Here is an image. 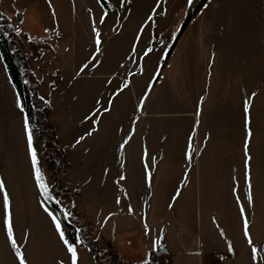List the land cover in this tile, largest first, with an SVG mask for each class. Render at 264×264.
<instances>
[{"label": "rangeland", "instance_id": "374dc122", "mask_svg": "<svg viewBox=\"0 0 264 264\" xmlns=\"http://www.w3.org/2000/svg\"><path fill=\"white\" fill-rule=\"evenodd\" d=\"M75 2L82 4L80 10ZM105 2L109 15L103 24L98 25L103 32V50L110 52L113 48L127 54L138 26L155 7V0H125L123 7L120 0ZM33 3V0H0V12L8 15L10 25L11 19H16L17 28L20 24L29 27L39 20ZM43 3L51 8L49 4L54 2L44 0ZM56 3L60 10L65 11V37L69 34L73 40L74 36L88 34L91 28L87 18L98 21L100 7L96 0H59ZM109 3L112 8H107ZM88 9L92 12L89 13ZM18 12L20 19H17ZM154 22V28H145L137 49L139 52L148 46L152 48L143 65L152 85L148 111L165 118L156 126L160 131L163 127L166 132L167 162L184 168L187 164L192 166L181 171V180L187 173V183L182 185L180 201L172 204L171 208L169 204L160 205L167 206L161 244L167 252H157L154 256H162L160 264H196L194 256L181 251L190 253L198 241L201 256L197 264H252L242 237V218L235 203L236 196L243 203L248 191L243 177L242 108L244 99L250 98L253 135L249 154L253 202L246 205V216L253 242L260 249L258 264H264V0H193L191 5L187 0H162ZM11 29L23 57L21 71L25 74L24 82L29 83V76H35L21 52L22 42H27L29 57L33 60L46 54L47 62L51 63L55 60V51L45 42L52 53L43 52L39 57H33L28 35L17 33L12 25ZM27 29L25 31L29 35H37L31 27ZM35 80L39 97V81ZM253 92L255 97L251 96ZM16 95L0 68V179L4 180L9 194L15 238L29 264H55L61 252L50 219L40 207L43 198L36 186L27 153L24 113L22 115L15 105ZM42 103L50 110L46 121L54 131L60 152L55 172L47 167L44 160L49 155L48 149L35 124H30L39 167L50 192L61 204L45 202L50 208V203H53L57 208L62 206L72 212L70 225L74 231L66 228L69 237L74 241L75 229H80L82 240L89 239L101 256L97 264H141L145 258L140 253L137 255L125 250L118 254L97 228V205L80 195L72 183L73 170H69L67 151L58 146L57 133L50 121L51 108ZM198 105L199 116L196 114ZM53 109L56 118L61 120L62 106L56 103ZM190 136L193 137V155L189 161L185 152ZM233 187L237 188L236 193ZM196 192L197 199L194 197ZM74 218L81 222L76 223ZM166 229L171 230L169 236ZM220 229L225 232L224 237L219 235ZM228 242L232 243L234 253L227 251ZM0 264H16L3 229L2 194Z\"/></svg>", "mask_w": 264, "mask_h": 264}, {"label": "crops", "instance_id": "0c3cea01", "mask_svg": "<svg viewBox=\"0 0 264 264\" xmlns=\"http://www.w3.org/2000/svg\"><path fill=\"white\" fill-rule=\"evenodd\" d=\"M33 1L32 7L39 20H36L32 26L24 27L23 24H20L17 28V20L11 19V25L15 31L19 29V33H26L30 39L43 40L55 51V60L48 63L46 54H42L39 59H30L29 47L25 40L20 45L21 52L27 58L30 72L39 81V97H43L41 100L51 108L50 121L57 133L58 146L67 151L69 170H73L70 179L80 195L97 205L96 214L98 216L95 219V224L118 254L121 255L123 251L127 250L132 251L133 254L140 253L143 258L148 259L150 255H156L162 246L161 230L166 219L167 206L160 205L161 203L167 205L180 201L183 189L180 184L181 171L189 170L192 166L187 164L184 168L182 165L167 162L166 132L163 127L160 131L159 126H156L165 118L163 115L150 114L148 111L150 90L147 85L150 84V77L148 74L145 75L144 66L142 74L129 78L128 88L114 99L111 112L102 116L98 130L92 136L85 137L83 141L76 144V139L89 130V123L84 121L83 117L93 107L95 100L99 98L103 103L109 93L115 90L125 78L126 71L139 72V69L131 61L125 60L126 54L123 52H118L113 48L110 52L109 50L104 51L103 32L100 30L102 38L101 64L96 68L89 66L79 77H75L79 66L86 62V58L93 51L91 29L88 34L86 32L78 33L79 35L74 36L73 40L69 38V34L65 37V11L58 7L56 2L59 3V0H51L54 2L51 4V8L45 6L44 0ZM78 4L75 6H78L80 10L82 4ZM87 22L88 27L91 28V19L87 18ZM98 25L99 20L97 27H99ZM30 27L31 30L34 29L37 32V35H29L26 32ZM122 62L126 65L125 69L120 70L119 74L112 78V73L117 71ZM45 63L46 65H44ZM0 68L15 95L16 92L7 76L2 59H0ZM54 75L57 78L56 81ZM109 79L112 81L110 84L106 83ZM146 91L149 95L143 109L134 112L138 99ZM56 103L63 108L61 120H58L53 113ZM136 117L139 119L134 125L135 131L121 155L118 145L133 127L130 121ZM118 129L122 130L118 131ZM25 139L24 141H26ZM145 146L148 152L147 162L152 174L150 194L144 182L141 161L142 149ZM152 157H155L154 165ZM122 163L123 169H121ZM105 168L108 169L106 174ZM121 170L126 176L121 184L127 192V198L118 191L114 184ZM174 172H180V174L176 175ZM177 188L180 189L181 194L173 201L171 197L175 195ZM197 194L196 192L194 195L195 199H197ZM118 195L121 196L119 206L115 204V197ZM129 204L133 209L131 215L127 210ZM109 212L113 215L108 216ZM142 212H146L148 227L151 229L147 235L140 218ZM106 216L107 220L104 219ZM51 228L61 252L55 260V264H57V261L65 258L66 253L58 241L53 226ZM166 230L169 236L171 230ZM153 240L159 241L155 248H153ZM197 244L198 241L190 253H187V250L181 251L185 255L194 256L196 264L199 255L201 256V253L198 252L201 250ZM77 251L79 264H97L84 244L77 245Z\"/></svg>", "mask_w": 264, "mask_h": 264}, {"label": "snow or ice", "instance_id": "6c2138e0", "mask_svg": "<svg viewBox=\"0 0 264 264\" xmlns=\"http://www.w3.org/2000/svg\"><path fill=\"white\" fill-rule=\"evenodd\" d=\"M130 2V0H128ZM193 0H187V3L191 5ZM96 3L100 7V14L98 17L99 23L103 24L108 17L109 13L105 7V5L101 2V0H96ZM125 3V0H120V6L123 7ZM162 0H155V7L151 9V14L147 15L146 18L143 20V22L138 26L137 31L133 37V42L130 45V50L125 56L126 61H131L134 63L137 68L139 69V72H133L131 70L126 71L125 78L122 80V82L115 88V90L111 91L108 95V97L104 100V102H101V99H96L94 102L93 107L89 110L87 114L84 115L83 120L87 121L89 123V130H86L82 135L76 139V144L80 143L85 139V137L92 136L99 127V124L101 123V118L104 114H108L111 112L113 101L115 98H118V96L124 91V89L128 88L130 80V77H133L135 75H139L143 73V60L144 58L152 51L151 46H148L144 49H141L138 52V45L141 40L142 33L145 31L146 27L154 28L155 22H154V15L157 14L158 8L161 7ZM49 7H51V4H49ZM112 4H107V8H112ZM89 13L92 12L91 9L87 10ZM130 11V10H129ZM55 16V13L53 12V17ZM117 18V22H118ZM11 27V25H9ZM17 33H19V29H16ZM45 31H48V29H45ZM119 31V29H117ZM91 34H92V46L93 51L90 52L89 56L86 58V62L82 63L79 66V70L75 73V77H79L89 66L92 68H96L101 64L100 56L102 55V38H101V31L97 27V20L96 18L91 19ZM163 43V41H161ZM2 59V57H0ZM126 65L125 63H120L118 66L117 71H114L112 73V78H115L120 70L125 69ZM74 77V78H75ZM111 79L107 80L106 83H111ZM27 83V81H25ZM152 87L151 84L147 85V88L150 90ZM149 93L146 91L142 94V96L138 99L137 104L135 105V111H141L143 109L144 103L146 98L148 97ZM256 93H251L252 97H255ZM43 100V97H41ZM203 98L201 97V102ZM47 102V101H46ZM15 105L20 110V112L24 113V107L21 102V99L19 95H16L15 98ZM250 106H251V99L245 98L243 101V129H244V139H243V168H244V182L248 189L246 193V199L242 203L239 196L235 197V203L238 207V213L239 216L242 218V237L245 240L246 244L248 245L249 253H250V261L252 264H258V253L260 249L257 247L256 244H254L251 233H250V226L249 221L246 216V205H251L253 202L252 192H251V177H250V161L251 156L249 154V143L252 138V129H251V120H250ZM197 116H199V105L197 106ZM139 119V117H136V119L131 120L130 123L133 126L129 132L122 138V142L119 143L118 147L121 150V155H123V149L128 144L129 140L132 137L133 132L135 131L134 125L136 124V121ZM196 123L198 124L199 121L197 120ZM23 129L26 134L27 138V153L30 157L31 161V168L34 173L35 177V183L36 186L40 190V194L42 196V201L40 203V207L43 210V212L47 215V217L50 219L51 225L53 226L54 232L58 237V241L62 245V248L64 249L66 256L65 258L60 259L57 261V264H79V257H78V251H77V245L83 244V240L80 235V229H75V237L74 241L69 239V234L66 230V228L62 224L63 221H67L69 225L71 224L70 217L72 216V212L68 211L64 207L56 208H50L48 204L45 201H51L57 205H60L61 202L52 195V193L49 190V185L45 181L44 173L42 172L41 168L39 167V161H38V155L37 150L34 146V138H33V132L31 129V126L29 124V119L27 115H23ZM122 129H118V131H121ZM207 136L204 137L205 140H207ZM193 137H189V143H188V150L185 152L186 158L190 161L193 155L192 151V141ZM75 146V145H73ZM198 154V153H197ZM148 160V152L146 146L142 149L141 153V161L143 163V178L146 185V188L151 190V178L152 174L150 171V165L147 162ZM152 163L155 164V157H152ZM121 169H123V163L121 164ZM105 174L108 172V169H104ZM126 179V176L124 172L121 170L118 173V178L114 181L115 186L117 187L118 191L121 192L125 198H127V192L125 191L123 185L121 184L122 181ZM187 183V173L184 174V179L180 181L181 185H184ZM237 188L233 187V192L236 193ZM0 194H2L3 199V229L6 233V239L7 242L10 244V249L14 253V259L16 264H29L28 259L25 255V252L22 250L20 244L15 238L14 235V224L12 220V214H11V206H10V198L9 194L6 191V185L3 179H0ZM181 194L180 189L177 188L175 190V195L171 197L173 201H175L179 195ZM121 203V196L115 197V204L119 206ZM74 207V205H73ZM169 208L172 207V204L168 205ZM128 213L131 215L133 212L132 206L129 204L127 206ZM57 211L60 213V215H57ZM113 213L109 212L108 216H112ZM141 220L143 221V227L145 230V234L147 235L150 233L151 229L148 227L147 223V214L146 212H142ZM105 220L108 219V217H104ZM213 223H215V218H213ZM219 227V225H217ZM163 231V230H161ZM27 235V233L25 234ZM219 235L221 237L225 236V232L223 229H220ZM158 240H153V248H155L158 245ZM227 251L229 253H234V247L231 242L227 243ZM150 255V254H149ZM141 264H149V259H144L141 261Z\"/></svg>", "mask_w": 264, "mask_h": 264}, {"label": "trees", "instance_id": "16d2710c", "mask_svg": "<svg viewBox=\"0 0 264 264\" xmlns=\"http://www.w3.org/2000/svg\"><path fill=\"white\" fill-rule=\"evenodd\" d=\"M101 2L106 7L105 0H101ZM17 19H20V13L17 14ZM10 25V18L7 14L0 12V55L2 57V61L5 66V70L7 76L15 89L17 95H19L21 102L24 107V115L28 116L29 124H35V127L39 131L40 138L44 142V145L48 149V157L44 160L47 164V167L50 170L56 172L58 169V155L60 152L57 149V145L55 142V134L51 127V125L46 121L49 108L45 106L42 101L37 96V81L33 76H29V83L24 82L25 74L21 71L22 60L23 57L21 53L18 51V44L16 38H14L15 34ZM28 44L31 49V53L33 57H39L43 52L52 53L51 48L45 42L40 39H28ZM52 208L58 209L53 203H50ZM57 214L60 213L57 211ZM76 223L81 222L80 220L74 218ZM62 224L65 228L74 231L73 227L69 225L66 221L62 220ZM70 239V237H69ZM72 240V239H70ZM164 241V233H161V244ZM83 243L87 245L89 252L92 254L95 262H100V255L97 254V249L92 246V242L88 240H84ZM162 256L155 257L154 255H150L148 257L149 264H160Z\"/></svg>", "mask_w": 264, "mask_h": 264}, {"label": "water", "instance_id": "95a60500", "mask_svg": "<svg viewBox=\"0 0 264 264\" xmlns=\"http://www.w3.org/2000/svg\"><path fill=\"white\" fill-rule=\"evenodd\" d=\"M167 252V249L165 248V246H161L159 249H158V253L159 254H166Z\"/></svg>", "mask_w": 264, "mask_h": 264}]
</instances>
